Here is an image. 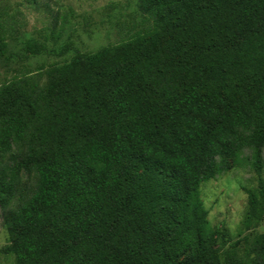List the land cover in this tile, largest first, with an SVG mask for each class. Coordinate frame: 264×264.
<instances>
[{
    "label": "trees",
    "instance_id": "trees-1",
    "mask_svg": "<svg viewBox=\"0 0 264 264\" xmlns=\"http://www.w3.org/2000/svg\"><path fill=\"white\" fill-rule=\"evenodd\" d=\"M25 2L59 38L62 5ZM139 10L148 26L130 39L0 84L4 253L16 264H264V0ZM21 15L0 13V60ZM46 51L28 39L19 58ZM233 167L258 182L239 238L218 247L201 189Z\"/></svg>",
    "mask_w": 264,
    "mask_h": 264
},
{
    "label": "rangeland",
    "instance_id": "rangeland-1",
    "mask_svg": "<svg viewBox=\"0 0 264 264\" xmlns=\"http://www.w3.org/2000/svg\"><path fill=\"white\" fill-rule=\"evenodd\" d=\"M59 5H62L60 11L67 15V19L61 36L55 38L47 28L51 18L41 10L28 6L25 0H0V13H12L18 8L22 13L20 20L26 25L8 44L11 60H0V84L21 72L61 65L77 53L91 54L126 41L148 26L139 10V0H53L55 9ZM28 39L44 43L47 51L21 61L19 56L24 54L23 47ZM64 48L69 51L61 55ZM257 182L258 176L253 170L233 167L225 175L203 184L201 194L209 211L208 218L224 238V241L217 239L218 247H227L239 238L248 203L245 189L256 186ZM2 221L0 210V264H16L11 255L4 253L9 236ZM256 231L264 233V220L257 225Z\"/></svg>",
    "mask_w": 264,
    "mask_h": 264
}]
</instances>
